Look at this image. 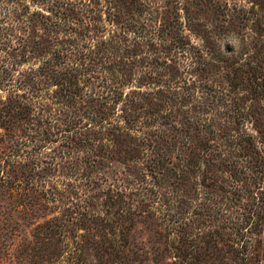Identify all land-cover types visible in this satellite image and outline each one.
Returning <instances> with one entry per match:
<instances>
[{
  "label": "rangeland",
  "instance_id": "rangeland-1",
  "mask_svg": "<svg viewBox=\"0 0 264 264\" xmlns=\"http://www.w3.org/2000/svg\"><path fill=\"white\" fill-rule=\"evenodd\" d=\"M0 264H264V0H0Z\"/></svg>",
  "mask_w": 264,
  "mask_h": 264
}]
</instances>
